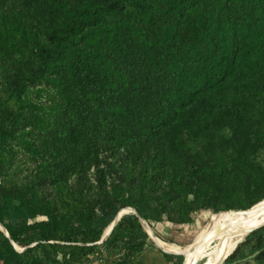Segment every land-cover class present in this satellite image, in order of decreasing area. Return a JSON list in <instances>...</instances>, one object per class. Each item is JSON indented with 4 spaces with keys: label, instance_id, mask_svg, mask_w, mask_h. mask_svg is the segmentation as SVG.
<instances>
[{
    "label": "trees",
    "instance_id": "16d2710c",
    "mask_svg": "<svg viewBox=\"0 0 264 264\" xmlns=\"http://www.w3.org/2000/svg\"><path fill=\"white\" fill-rule=\"evenodd\" d=\"M263 200L264 0H0V264H135L134 214L96 245L121 210ZM235 247L264 264V227Z\"/></svg>",
    "mask_w": 264,
    "mask_h": 264
},
{
    "label": "bare ground",
    "instance_id": "6f19581e",
    "mask_svg": "<svg viewBox=\"0 0 264 264\" xmlns=\"http://www.w3.org/2000/svg\"><path fill=\"white\" fill-rule=\"evenodd\" d=\"M263 223L264 203L258 206L254 214L250 211L225 213L220 223L213 228L211 236H214L216 233L213 245L210 244V236L203 238L208 233L206 232L190 245L191 248H184L182 250L187 256L185 264H218L220 260L225 259L231 254L237 243L244 238L236 236L240 231L257 227ZM158 243L163 244L159 239ZM196 244L198 245L195 246ZM199 245L201 246L197 251ZM197 252L198 256L194 261Z\"/></svg>",
    "mask_w": 264,
    "mask_h": 264
},
{
    "label": "rangeland",
    "instance_id": "374dc122",
    "mask_svg": "<svg viewBox=\"0 0 264 264\" xmlns=\"http://www.w3.org/2000/svg\"><path fill=\"white\" fill-rule=\"evenodd\" d=\"M225 213L227 212L213 214L211 211H201L193 216V222L191 224L173 225L170 223H153L151 228L157 238L163 243H159V245L167 251H169L170 249L182 251L184 248H189L191 244L196 242V240L206 232L208 233L204 235L203 238L210 236V244L213 245L216 239V233L214 236H211L213 228L217 226L218 223H220ZM244 240L245 239H242L239 243H243ZM150 242L151 247H156L152 239H150ZM197 245L198 244H196L195 246ZM246 263L253 264L251 257L241 261L239 264Z\"/></svg>",
    "mask_w": 264,
    "mask_h": 264
},
{
    "label": "water",
    "instance_id": "95a60500",
    "mask_svg": "<svg viewBox=\"0 0 264 264\" xmlns=\"http://www.w3.org/2000/svg\"><path fill=\"white\" fill-rule=\"evenodd\" d=\"M264 203V200L259 202L258 204L254 205L252 208H250L249 210H246V211H240V212H252V214L255 213V211L257 210L258 206L260 204ZM129 214H134L140 221L143 229L145 230V232L148 234L149 238L153 240V242L155 243V245L160 249L162 250L163 252L167 253V254H171V255H177V256H182L183 257V262L182 264H185L186 260H187V256H186V253L184 251H180V252H171V251H167L165 250L163 247H161L158 243V238L157 236L155 235V233L153 232L150 224L144 219L142 218L137 212L135 209H132V208H126V209H123L121 210L118 215L116 216V218L114 219V221L112 222V224L105 230L103 236H102V239L96 243V245H101L103 244L107 239L108 237L110 236L111 232L113 231V229L115 228V226L120 222V220L122 219L123 216L125 215H129ZM264 227V223L257 226V227H254V228H249V229H245V230H242L240 231L236 236L237 237H244V239L249 236L252 232L260 229V228H263ZM0 230L4 233V235L7 237V238H10V235L7 231V229L2 225L0 224ZM14 247L17 249V251L19 252H24L26 249H19V247L14 243ZM201 245H199L197 247V251L198 249L200 248ZM237 247H235L236 249ZM235 249L231 252V254L235 251ZM229 254L225 259H222L218 262V264H223L226 259L231 255ZM197 256H198V252L196 253V256L194 257V261L197 259Z\"/></svg>",
    "mask_w": 264,
    "mask_h": 264
},
{
    "label": "crops",
    "instance_id": "0c3cea01",
    "mask_svg": "<svg viewBox=\"0 0 264 264\" xmlns=\"http://www.w3.org/2000/svg\"><path fill=\"white\" fill-rule=\"evenodd\" d=\"M171 252H180L177 250H169ZM165 255H171L163 252L157 246L151 247L150 245L145 249L143 255L135 264H176V261H169Z\"/></svg>",
    "mask_w": 264,
    "mask_h": 264
},
{
    "label": "built area",
    "instance_id": "2783aa9c",
    "mask_svg": "<svg viewBox=\"0 0 264 264\" xmlns=\"http://www.w3.org/2000/svg\"><path fill=\"white\" fill-rule=\"evenodd\" d=\"M85 264H103V261L95 256H90L89 261Z\"/></svg>",
    "mask_w": 264,
    "mask_h": 264
}]
</instances>
